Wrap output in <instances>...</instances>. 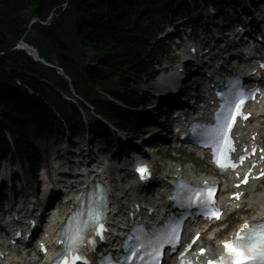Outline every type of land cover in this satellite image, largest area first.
Returning <instances> with one entry per match:
<instances>
[{"label": "trees", "instance_id": "1", "mask_svg": "<svg viewBox=\"0 0 264 264\" xmlns=\"http://www.w3.org/2000/svg\"><path fill=\"white\" fill-rule=\"evenodd\" d=\"M174 2L184 0H0V162L18 159L32 166L35 141L47 139L72 125L80 115L64 95L71 88L102 118L119 128L135 125L139 117L129 108L142 102L137 86L141 74L158 56L149 44L159 20ZM50 19V24L45 22ZM33 18L39 21L31 22ZM23 39L40 58L58 65L69 83L54 69L34 61L23 50H10ZM96 63H91V59ZM78 106L85 108L81 102ZM141 122V121H139ZM98 132L106 128L97 124ZM7 134L11 137V151Z\"/></svg>", "mask_w": 264, "mask_h": 264}, {"label": "snow or ice", "instance_id": "2", "mask_svg": "<svg viewBox=\"0 0 264 264\" xmlns=\"http://www.w3.org/2000/svg\"><path fill=\"white\" fill-rule=\"evenodd\" d=\"M261 67H264V65H261ZM226 87L230 90L228 94L218 93V95H221L222 103L215 114V123L195 124L191 129L197 136L202 137L204 147L213 149L214 160L222 170L228 167H236V164L228 159V153L235 151L229 138V132L235 123L236 117L241 115L240 108L244 104L246 96L248 98L254 96V93H245L242 90V85L236 82H230ZM243 118L247 119V116H243ZM217 157H222L223 160ZM244 159L245 157L240 158L241 163ZM137 171L141 174V179L146 178V166H139ZM246 182L247 180L245 179L243 183ZM177 187L183 191V198L188 206L195 205L205 209L206 211L201 214L205 215L206 218H220V212L214 210V201L212 199L216 191L215 188L207 186L198 188L196 186H189L186 182L180 183ZM176 198V195L170 197L174 201ZM235 198L238 199L239 195H235ZM81 216H86L87 218L80 219L79 217ZM101 219V213L94 212L91 205L87 212L78 213L70 218L66 231L62 233L65 237L63 241L65 245L63 261H58L57 264H77V262L89 264L87 253L89 247L95 251L96 243L89 237L95 233L103 240L102 233L104 228ZM98 227L99 231L97 230ZM133 239L136 243L127 246V251L131 255L125 256V261L132 260L134 257H139L143 261L145 257H149L148 264H159L160 249L163 243H170L173 239L178 240V237L175 229H173L170 234H167L165 240L159 238L148 239L147 237L144 240H141L139 237H134ZM222 247L223 252L215 259L207 260L206 264H264V218L246 221L241 224L233 237L222 242ZM145 249L151 250L145 251L144 255H141V252ZM203 253L204 249H201L200 254L203 255ZM92 264H104V261L94 260ZM181 264H185V262L182 260ZM188 264H191V262H188Z\"/></svg>", "mask_w": 264, "mask_h": 264}, {"label": "rangeland", "instance_id": "3", "mask_svg": "<svg viewBox=\"0 0 264 264\" xmlns=\"http://www.w3.org/2000/svg\"><path fill=\"white\" fill-rule=\"evenodd\" d=\"M259 0H256L257 2V5L258 7H264V0H262L261 2ZM237 3H240L241 0H236ZM203 11L202 7L200 6V8L197 9V12H201ZM197 12L194 13V16L197 17ZM195 17L193 18V21L191 22L192 25H195L196 24V21H195ZM201 23L200 24V28L201 30H203L205 27H208V28H211L212 29V26L210 25V22L212 20H209L207 19L204 15L201 16ZM217 23H219V21H217ZM163 47V46H162ZM164 49V47H163ZM165 51V50H164ZM166 52V51H165ZM167 57L165 60H171L173 59V54H169V52L167 51ZM166 61H164L165 63ZM157 77V75H156ZM155 77V78H156ZM157 81L154 80V82H151L149 83L147 79H145L144 81H142L140 84H139V89H143L144 91H148L149 88H154L156 85ZM157 88V87H156ZM143 112H141L140 114H142ZM88 117V116H87ZM86 121L89 122V117L86 118ZM91 121V124L92 126L90 127V129L88 128V137L89 139L91 140L92 144L93 145H101L103 146V142L102 140H99L98 136H97V131L94 127V120L90 119ZM81 123V122H80ZM79 122L76 123L72 128H68L65 131L63 132H60L58 133L56 136H54L53 138L47 140V141H42V142H38L37 143V147H38V151L40 153V161H41V165L40 167L41 168H48L49 169V166L47 167V162H52L53 158L55 157V151L58 150V148H62V150H60V154L61 153H66L67 151H72L74 148L72 146V143L74 141L75 142H84V138L87 137V130L85 127H82L81 128V124ZM153 127V125H152ZM138 131L137 130H130L128 131L127 133L130 135V134H134V133H137ZM71 133H77V135L75 136H70ZM153 133V131L151 132ZM150 133V134H151ZM79 136V138H78ZM82 139V141H81ZM72 140V141H71ZM81 143V145H82ZM75 150V149H74ZM73 150V152H74ZM69 154V153H67ZM73 155V154H72ZM70 156V155H69ZM161 157L164 161L167 160V159H175V160H180V161H183V162H188V159L185 158V156H180V157H177V155H174V153L172 151H168L166 152L165 150H162L160 152V154L158 155V158ZM191 161H192V157L189 158ZM55 164L52 165V168L50 170L53 169V166ZM14 168L18 169L19 173H15L16 176H22L24 177L23 180L25 181H20L17 182V186H16V191H19V190H23V192H27V190L29 191H33L34 190V184H32L31 182L28 184L26 183L27 181V173H26V167H21V170H20V166L19 165H15V167L9 165V164H4V175H0L2 178L4 176V178L8 179V176H13V171L15 170ZM261 185H264V182L261 183ZM1 186V185H0ZM239 215L237 214H234L231 218H230V221L231 223L233 224V226L235 225L234 223L236 222V219ZM232 226V227H233ZM229 230V229H228Z\"/></svg>", "mask_w": 264, "mask_h": 264}, {"label": "bare ground", "instance_id": "4", "mask_svg": "<svg viewBox=\"0 0 264 264\" xmlns=\"http://www.w3.org/2000/svg\"><path fill=\"white\" fill-rule=\"evenodd\" d=\"M255 22H259V21L256 20ZM205 33L207 35H211V31L209 29H206ZM160 86H161V84H157L156 87L158 88ZM259 110H260L259 108H255L254 113H257ZM252 126H253L254 130H258L260 132V134L262 136H264V125H263L262 122L260 123V122L256 121V123H253ZM166 128H167V123L163 126V129H166ZM152 131H153V133H151ZM152 131L150 132L151 134L150 133L148 134V135H150V138H153L154 136H157V134H158L157 131H155V129H153ZM81 141H82V139H81ZM71 143H72L73 148L75 149V150L73 149L74 152L72 150L71 152L67 151L65 154L64 153L60 154L59 151L62 150V148H60V149L58 148V150L55 151L56 152L55 154H57L56 159L58 161L57 169H61V168L66 167V166L68 168L73 166L74 161L72 160V158L71 159H67V157H69V155L72 156V157L76 156L77 154L78 155H81V154L83 155L84 150H83V147L80 144L82 142H75V143L71 142ZM162 149L163 148L161 147L158 151L160 152ZM67 153H69V154H67ZM111 157L116 159V158L119 157V155H117L116 153L115 154L113 153L111 155ZM64 160H66V161H64ZM58 175L60 176V174H58ZM126 185L131 186V183H127ZM245 191H246V193L249 194V198H247L245 200V202H244L245 205L256 207L255 214L264 213V189L263 190H258L257 183L255 182L252 185L247 186L245 188ZM131 195H133V193H131ZM121 199L124 200L125 197H122ZM252 215H254V213ZM252 215H250V216H252ZM204 242H205V244H208V245H210V243H212L210 238L205 239Z\"/></svg>", "mask_w": 264, "mask_h": 264}, {"label": "water", "instance_id": "5", "mask_svg": "<svg viewBox=\"0 0 264 264\" xmlns=\"http://www.w3.org/2000/svg\"><path fill=\"white\" fill-rule=\"evenodd\" d=\"M33 20L38 21V19H36V18H34ZM49 22H50V21H47V22H45V24H49ZM19 47H23V48L27 49L28 52L33 56V58H34L35 60L39 59L38 56H37V53H36L35 49L32 48L31 46H27V44H25V43L22 41V39L18 42V44H17L13 49H11V51H15V50H17ZM11 51H10V52H11ZM0 54H4V53H0Z\"/></svg>", "mask_w": 264, "mask_h": 264}]
</instances>
